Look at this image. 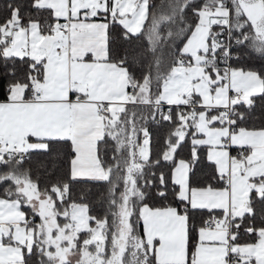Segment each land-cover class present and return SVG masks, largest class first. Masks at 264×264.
I'll use <instances>...</instances> for the list:
<instances>
[{
    "label": "snow or ice",
    "instance_id": "obj_1",
    "mask_svg": "<svg viewBox=\"0 0 264 264\" xmlns=\"http://www.w3.org/2000/svg\"><path fill=\"white\" fill-rule=\"evenodd\" d=\"M0 264H264V0H0Z\"/></svg>",
    "mask_w": 264,
    "mask_h": 264
}]
</instances>
